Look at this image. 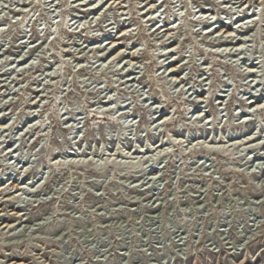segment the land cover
<instances>
[{
    "label": "rangeland",
    "instance_id": "1",
    "mask_svg": "<svg viewBox=\"0 0 264 264\" xmlns=\"http://www.w3.org/2000/svg\"><path fill=\"white\" fill-rule=\"evenodd\" d=\"M0 193V264H264V0H0Z\"/></svg>",
    "mask_w": 264,
    "mask_h": 264
},
{
    "label": "bare ground",
    "instance_id": "2",
    "mask_svg": "<svg viewBox=\"0 0 264 264\" xmlns=\"http://www.w3.org/2000/svg\"><path fill=\"white\" fill-rule=\"evenodd\" d=\"M146 15L147 14H150V12H149V10L145 13ZM243 23V22H242ZM166 31H168L167 29H166ZM109 43H113L114 44V41L113 42H109ZM170 70L171 71H174V68H170ZM251 102H253V105L254 106H257L259 103L257 102V101H251ZM249 136V135H248ZM253 135H252V133H250V137H252ZM249 137V138H250ZM243 140H245V138L244 139H241L240 141H233V143L234 144H236L237 142H241V144H244V142L242 143V141ZM197 144H198V142H197ZM233 144V145H234ZM240 144V145H241ZM158 145V144H157ZM162 147V142H161V144L159 143V145L154 149V150H156V149H158V148H161ZM215 150H217V151H219L218 149H215ZM221 152V151H220ZM133 153H134V151H133ZM137 154V153H136ZM27 182H29V181H27ZM24 184H25V182H21L19 185H18V187L13 191V195H12V199H15V200H17V201H19L20 200V198H21V195L23 194V193H25V191H24ZM6 189V187H4V185H2V187H1V191H4ZM31 191V190H30ZM21 192V193H20ZM26 192H29V191H26ZM32 192V191H31ZM1 194V193H0ZM2 224H4V222H2ZM12 226H14V222L13 223H5L4 224V228H6V227H12ZM10 229V228H9Z\"/></svg>",
    "mask_w": 264,
    "mask_h": 264
}]
</instances>
